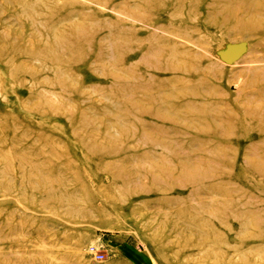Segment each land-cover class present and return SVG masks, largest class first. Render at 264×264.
Segmentation results:
<instances>
[{
	"label": "rangeland",
	"instance_id": "rangeland-1",
	"mask_svg": "<svg viewBox=\"0 0 264 264\" xmlns=\"http://www.w3.org/2000/svg\"><path fill=\"white\" fill-rule=\"evenodd\" d=\"M0 264H264V0H0Z\"/></svg>",
	"mask_w": 264,
	"mask_h": 264
},
{
	"label": "built area",
	"instance_id": "built-area-1",
	"mask_svg": "<svg viewBox=\"0 0 264 264\" xmlns=\"http://www.w3.org/2000/svg\"><path fill=\"white\" fill-rule=\"evenodd\" d=\"M99 255V254H98Z\"/></svg>",
	"mask_w": 264,
	"mask_h": 264
}]
</instances>
